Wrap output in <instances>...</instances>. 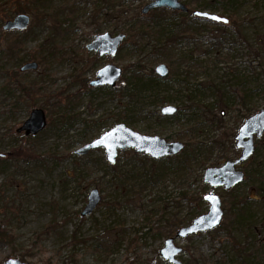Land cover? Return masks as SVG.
<instances>
[{
  "label": "rangeland",
  "instance_id": "374dc122",
  "mask_svg": "<svg viewBox=\"0 0 264 264\" xmlns=\"http://www.w3.org/2000/svg\"><path fill=\"white\" fill-rule=\"evenodd\" d=\"M181 1L192 11H210L214 4L210 12L232 22L222 28L179 17L198 33V42L182 49L192 53L184 61L180 51L170 59L157 55L148 39L135 52L137 34L128 31L132 21L146 17L142 10L151 0H112L106 12L101 0H45L40 11L31 0H0V264L13 254L28 255L29 264H169L160 256L164 242L207 212L206 169L240 156L234 141L239 128L264 110V0H239L234 10L229 0ZM18 5L31 25L4 34L3 25L21 14ZM105 33L127 36L113 59L86 49ZM223 33L222 43L214 44ZM15 46L18 56L3 52ZM28 62L39 69L21 73ZM171 62L176 73L169 82L151 78V69ZM109 63L124 71L117 86L91 88ZM135 63L144 81L132 98L123 85L135 83L125 73ZM14 72L34 87L29 95L7 87ZM167 105L178 109L176 115L161 114ZM35 109L45 112L47 127L25 137L18 129ZM119 123L144 136L191 141L194 162L181 169L183 154L155 161L126 150L110 165L104 149L75 154ZM238 168L245 181L237 199L215 192L225 214L247 200L251 228L232 225V212L223 220L228 228L176 240L182 264H264V136ZM93 190L101 201L83 216Z\"/></svg>",
  "mask_w": 264,
  "mask_h": 264
},
{
  "label": "water",
  "instance_id": "95a60500",
  "mask_svg": "<svg viewBox=\"0 0 264 264\" xmlns=\"http://www.w3.org/2000/svg\"><path fill=\"white\" fill-rule=\"evenodd\" d=\"M156 9H170L186 13L188 7L181 0H152L146 5L142 13L147 15L150 11ZM197 13H207L209 16L222 18L220 20H212L206 16L197 15ZM194 16L207 19L214 23L227 25L229 19L221 17L215 13L207 11H195ZM227 21V22H224ZM31 18L28 15L21 14L11 21H7L3 26L4 31L23 32L30 26ZM126 39L125 34L112 36L109 33L97 35L94 40L87 45L89 52L98 53L99 57H115L119 48ZM39 65L36 62L25 64L21 68V72L36 71ZM160 69H163L162 71ZM155 73L160 78L169 76V68L166 64H160L155 68ZM123 75V70L113 64H107L97 72L95 80L91 81V87H116L117 83ZM175 109V111L166 112L165 109ZM178 109L174 106H166L162 109L163 116H174ZM47 126L46 114L41 109H35L31 112L29 118L18 129V133H24L26 136H36L42 132ZM264 134V110L248 118L238 130L235 137L236 148L241 150V155L235 161H227L221 167L208 168L203 176V183L212 189L224 188L226 191L233 189L245 180L242 171L237 170V166L247 161L255 151V138L261 139ZM185 148L181 142H168L160 137L144 136L132 130L127 125L119 123L108 132L104 133L99 139L85 145L76 152L79 156H85L91 151L104 149L107 162L115 165L119 152L126 150H135L138 154L146 155L153 160H161L167 157H175L179 155ZM111 157V159H110ZM101 196L97 190H93L88 195V204L82 215H91L97 208ZM204 201L209 205L208 212L197 218L186 227H182L176 234V239H186L187 237L198 235L200 233H208L218 229L224 218V210L221 198L209 192L204 196ZM175 238H169L164 242V246L160 251L162 259L169 264H182L178 257L183 254V249L175 243ZM4 264H29L20 259L8 258Z\"/></svg>",
  "mask_w": 264,
  "mask_h": 264
},
{
  "label": "trees",
  "instance_id": "16d2710c",
  "mask_svg": "<svg viewBox=\"0 0 264 264\" xmlns=\"http://www.w3.org/2000/svg\"><path fill=\"white\" fill-rule=\"evenodd\" d=\"M45 0H31V4L33 6V8H36L35 10L40 11L42 8H44V3ZM231 3V8L234 10V8H236V4L239 2V0H229ZM104 5L108 7L104 8L103 11H107L109 8L110 3L112 2V0H101L100 3H103ZM216 9L215 5H210L207 10L210 11H214ZM16 13H25L26 9H24L23 6L18 5L15 8ZM234 12V11H233ZM181 17L183 19H192V20H198V18H195L193 16V11L190 9L189 12L187 13H181V12H175V11H170L167 9H159V10H155L153 12H151L149 15H147L146 17H142V18H138L134 21H132V27L129 29L128 32L131 33V36H133V33L136 32V37L138 38V40L134 43L135 46V52L138 51L139 47L142 46V41L148 39L149 41H153L154 42V49H155V53L157 55H162L164 57H166L167 59H170L172 56H174L176 54L177 51H180L179 54L181 57V59H183V61L185 60V57H190L192 55V53H183L182 49L186 46H194L198 41L196 40V37L198 35L196 30H192L191 27L188 26V23L184 22V21H180L178 20V18ZM201 20H205V19H201ZM179 22L177 25L176 22ZM207 21V20H205ZM209 22V21H207ZM232 23V22H230ZM213 24V23H212ZM215 24V23H214ZM233 24L240 29V23L238 22V20H234ZM219 27L225 28L228 25H221V24H216ZM230 25V24H229ZM3 32V31H2ZM4 33V32H3ZM6 34V33H4ZM9 34H15L17 35L18 33L16 32H11ZM226 35V33H223L222 35L215 37V43L214 44H221L223 41V38H225L224 36ZM163 39V40H160ZM215 46V45H214ZM3 52H5L7 55H10L11 57H16L18 56L19 50L17 48V46L15 47H10V48H4ZM186 54V55H185ZM169 69H170V75L168 78L166 79H161L158 76L155 75L154 71L151 69L150 70V76L151 78H153L155 81H157L158 83H167L170 80V77L172 75H174L176 73V67L175 64L173 62H171L169 64ZM125 73H130L132 74V76L135 79V83L132 85H129V79H127L123 85V89L124 91L129 92V95L133 98V97H137L141 94V89H139L138 87L143 84L144 78L141 75V67L139 65V63H135V64H131L130 67L125 68ZM18 75H20L18 72H14L11 74V76H8V85L7 87L9 88V86L13 87L15 91L19 90V92H21L23 95H29L33 90L34 87L33 86H24L20 81H18ZM12 84V85H10ZM131 86V87H130ZM138 86V87H137ZM145 86V85H143ZM24 141H27L26 139H24ZM24 146V145H22ZM19 147L20 149L23 147ZM192 146V142L189 141L186 143V147L185 150L178 155L175 158H166V159H179V157L181 156V158L179 159L180 162H178V164L182 165L183 167H181V169H186L187 167H189L193 162V156L191 154V152L193 153V151L190 150ZM238 188V187H237ZM231 190L230 192H223V194H225L226 196H230L233 197V200L235 201L237 199V191L236 189ZM183 198H185L186 200L188 199L186 192L183 193ZM188 201V200H187ZM247 200H245V202L242 204V206H239L240 208L237 209L235 211L234 206L236 207V204H234L233 206L231 205V207L226 209V214L225 217L228 219V215H234V221L231 222L232 225L236 224L237 226L240 227V229L242 231H248L251 226L248 224L249 223V218H248V212H247ZM172 226H177L176 223H173ZM224 228H228V224H222L221 227L219 229H217L216 231L220 230V229H224ZM28 255H23V256H17L15 254L10 255L8 258H17L20 259L22 261H25V257Z\"/></svg>",
  "mask_w": 264,
  "mask_h": 264
},
{
  "label": "snow or ice",
  "instance_id": "6c2138e0",
  "mask_svg": "<svg viewBox=\"0 0 264 264\" xmlns=\"http://www.w3.org/2000/svg\"><path fill=\"white\" fill-rule=\"evenodd\" d=\"M197 15H201V16H206V17H208V18H210V19H212V20H220V19H222V18H219V17H215V16H209V14H207V13H197ZM224 22H227V21H224ZM161 71L163 70V69H160ZM165 111L166 112H171V111H175V109H165ZM110 159H111V157H110Z\"/></svg>",
  "mask_w": 264,
  "mask_h": 264
},
{
  "label": "bare ground",
  "instance_id": "6f19581e",
  "mask_svg": "<svg viewBox=\"0 0 264 264\" xmlns=\"http://www.w3.org/2000/svg\"><path fill=\"white\" fill-rule=\"evenodd\" d=\"M25 137H29V136H26V135H24ZM77 152V151H76ZM76 152H75V154H76ZM89 154V153H88ZM87 154V155H88ZM77 155V154H76ZM77 156H79V155H77ZM86 156V155H85ZM79 157H83V156H79ZM88 204V203H87ZM5 262V261H4Z\"/></svg>",
  "mask_w": 264,
  "mask_h": 264
},
{
  "label": "flooded vegetation",
  "instance_id": "af4514ba",
  "mask_svg": "<svg viewBox=\"0 0 264 264\" xmlns=\"http://www.w3.org/2000/svg\"><path fill=\"white\" fill-rule=\"evenodd\" d=\"M264 136V135H263ZM241 153V152H240Z\"/></svg>",
  "mask_w": 264,
  "mask_h": 264
}]
</instances>
